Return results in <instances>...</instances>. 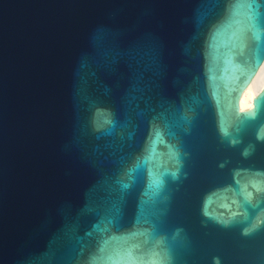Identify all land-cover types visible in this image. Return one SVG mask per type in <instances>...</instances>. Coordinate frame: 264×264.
<instances>
[{"label":"water","instance_id":"1","mask_svg":"<svg viewBox=\"0 0 264 264\" xmlns=\"http://www.w3.org/2000/svg\"><path fill=\"white\" fill-rule=\"evenodd\" d=\"M263 62L264 0H0V264H264Z\"/></svg>","mask_w":264,"mask_h":264},{"label":"bare ground","instance_id":"2","mask_svg":"<svg viewBox=\"0 0 264 264\" xmlns=\"http://www.w3.org/2000/svg\"><path fill=\"white\" fill-rule=\"evenodd\" d=\"M264 88V62L260 66L250 84L244 89L240 98V109L246 110L253 107L254 98Z\"/></svg>","mask_w":264,"mask_h":264},{"label":"snow or ice","instance_id":"3","mask_svg":"<svg viewBox=\"0 0 264 264\" xmlns=\"http://www.w3.org/2000/svg\"><path fill=\"white\" fill-rule=\"evenodd\" d=\"M257 103L262 104V106H264V96H261V97L258 99ZM116 223H117V221L114 219V220H113V226H115ZM101 251H103V249H101Z\"/></svg>","mask_w":264,"mask_h":264}]
</instances>
